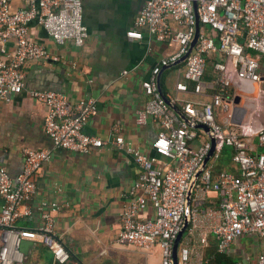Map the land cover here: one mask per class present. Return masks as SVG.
I'll list each match as a JSON object with an SVG mask.
<instances>
[{
	"label": "built area",
	"instance_id": "2783aa9c",
	"mask_svg": "<svg viewBox=\"0 0 264 264\" xmlns=\"http://www.w3.org/2000/svg\"><path fill=\"white\" fill-rule=\"evenodd\" d=\"M196 2L200 38L185 62V77L194 85L195 96L206 97L211 89L214 93L207 103L185 102L183 110L192 123L211 130L216 148L197 178L193 192L210 190L219 196L220 216L211 229L218 252L226 253L240 239L256 236L262 241V251L255 262L246 264H264V130L256 134L261 150L251 154L247 134L236 130L230 122L233 100L227 95L234 81L257 83L261 79L259 62L264 60V0ZM194 3L195 0H147L126 34L131 41L142 40V31L146 29L157 41L179 46L177 53L171 59H164L151 78L144 82L150 101L138 117L140 125H146L151 118L159 124L161 130L154 149L170 161L168 167H159L156 158L128 143L118 129L110 142L88 134L87 124L98 114L95 101L72 104L68 96L58 92L30 93L35 101L47 108L44 129L55 147L89 156L113 146L136 157L143 172L132 188L136 199L126 206L117 242L122 247L143 251L159 245L161 264H173L172 249L183 225L186 194L211 148L209 141H201L195 147L191 145L198 139L200 131L189 129L172 111L159 87L163 68L183 59L194 40ZM172 23L179 28L174 30ZM35 25L60 47L73 43L80 48L89 39L83 19V0H23V6L18 10L13 8V0H0V99L3 101L9 102L13 96L23 93L29 65L52 60L49 51L33 34ZM216 55L219 56L214 65L216 79L209 86L205 82L207 65ZM176 88L179 93L190 92L185 84H178ZM176 99L173 105L181 102L178 97ZM219 114L224 115L222 123L218 121ZM224 146L232 149L231 160L239 170V177L226 172L213 177L212 166ZM23 154L24 170L15 178L0 165V264H26L22 252L25 242L47 247L52 252L53 264H69L71 255L56 235L53 216L56 205H42L43 225L40 228L18 226L20 220L32 217L31 202L37 179L52 152L25 149ZM148 205L154 209L153 219L140 217ZM195 215V210L191 209L189 223L195 222ZM200 243L205 246L207 240L202 238ZM189 258V248L181 246L180 263L188 264Z\"/></svg>",
	"mask_w": 264,
	"mask_h": 264
},
{
	"label": "crops",
	"instance_id": "0c3cea01",
	"mask_svg": "<svg viewBox=\"0 0 264 264\" xmlns=\"http://www.w3.org/2000/svg\"><path fill=\"white\" fill-rule=\"evenodd\" d=\"M146 2L83 0V19L89 39L80 48L73 43L57 46L43 29L33 26L36 40L46 47L52 60L29 65L23 93L13 96L9 102L0 99V165L9 175L15 178L23 172L25 149L52 152L37 179L31 202L32 217L20 220L18 226L40 228L42 205H56L57 211L53 214L56 235L71 255L69 264H161L159 245L143 251L122 247L117 242L126 206L136 199L132 188L143 172L136 157L113 146L89 156L55 147L44 129L47 108L30 96L32 91H54L68 96L72 104L95 101L98 114L87 124L88 134L110 142L118 129L128 143L156 158L159 167H168L170 161L154 149L161 130L159 124L151 118L146 125H140L138 117L150 101L144 82L164 59H171L177 53L179 46L157 41L146 29L142 31V40L127 38ZM22 6L23 0H13L15 10ZM172 28L179 27L172 23ZM180 61L164 67L161 77L167 97L172 102L178 97L181 102L175 105L184 113L185 102L207 103L214 91L209 90L206 97L195 96L194 85L185 77V63ZM218 61V55L208 61L205 82L209 86L216 79L214 65ZM259 63V82L234 81L227 90L233 100L230 122L236 130L247 134L251 154L261 150L256 134L264 130V60ZM178 84L187 85L190 92H177ZM223 118L219 114L218 121L222 123ZM198 131V139L191 143L194 147L201 141H209L204 131ZM231 156L230 147L221 148L212 166L214 178L222 172L239 177ZM194 194L190 208L196 212L195 222L189 223L181 246L190 250L188 264H211L218 251L211 229L220 216L219 196L210 190L197 192L195 198ZM154 215L151 205L140 213V217L148 219ZM202 238L207 240L205 246L200 243ZM261 251L262 241L250 236L232 244L226 253L237 260L236 264H246L255 262ZM51 254L42 244L31 243L26 248V264H53Z\"/></svg>",
	"mask_w": 264,
	"mask_h": 264
},
{
	"label": "water",
	"instance_id": "95a60500",
	"mask_svg": "<svg viewBox=\"0 0 264 264\" xmlns=\"http://www.w3.org/2000/svg\"><path fill=\"white\" fill-rule=\"evenodd\" d=\"M194 12H195V16H196L195 37H194V40H193V42H192V44L190 46L188 54L180 61V63H185L186 62V60L192 54L193 50L195 49L196 45L198 44V41H199V38H200V27H201V25H200V18H199L198 11H197V2H196V0H195V3H194ZM159 87H160V93H161L163 99L172 108V111L186 124V126L189 129L204 131L207 134V136L209 138V141H210V144H211V148H210L207 156L205 157L202 166L196 171V173L194 174V176H193V178H192V180L190 182V185H189V188H188V191H187V194H186V206H185V215H184L183 225H182V228H181V230H180V232H179L178 236L176 237V239L174 241V244H173V249H172V261H173V264H181L180 260H179V250L181 248L182 236H183L184 232L186 231V229L189 226L190 210H191L190 207H191V199H192V194H193V187H194V185L196 183L197 178L200 176L202 171L205 169L208 161L212 158V156L214 154V151H215V148H216V139L213 136V134H212V132H211V130L209 128L192 123L185 116V114L180 109H178L177 106L172 104V101L167 97L166 93L164 92V88H163V84H162V77L161 76L159 77ZM236 103H237V101H236ZM30 244H31L30 242L23 243L22 252L24 254H26V248L28 246H30Z\"/></svg>",
	"mask_w": 264,
	"mask_h": 264
},
{
	"label": "trees",
	"instance_id": "16d2710c",
	"mask_svg": "<svg viewBox=\"0 0 264 264\" xmlns=\"http://www.w3.org/2000/svg\"><path fill=\"white\" fill-rule=\"evenodd\" d=\"M237 260L231 256H229L228 253H220L216 252L214 254V259L211 264H236Z\"/></svg>",
	"mask_w": 264,
	"mask_h": 264
}]
</instances>
